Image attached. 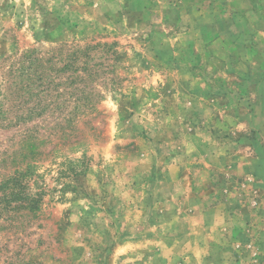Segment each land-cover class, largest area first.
Masks as SVG:
<instances>
[{
    "label": "rangeland",
    "instance_id": "rangeland-1",
    "mask_svg": "<svg viewBox=\"0 0 264 264\" xmlns=\"http://www.w3.org/2000/svg\"><path fill=\"white\" fill-rule=\"evenodd\" d=\"M233 2L0 0V264H193L161 192L246 184L212 114L264 141V76L245 64L264 67L262 21L239 20L245 37L207 22L238 19ZM252 78L254 100L235 98ZM257 234L216 264H264Z\"/></svg>",
    "mask_w": 264,
    "mask_h": 264
},
{
    "label": "crops",
    "instance_id": "crops-1",
    "mask_svg": "<svg viewBox=\"0 0 264 264\" xmlns=\"http://www.w3.org/2000/svg\"><path fill=\"white\" fill-rule=\"evenodd\" d=\"M233 1V0H231ZM234 5L240 4L241 12H238L240 16L237 20L233 17H224L223 14L208 15L207 22H210L214 18L215 22L211 25L218 27L221 35H233L236 36H248L247 30L243 31L239 28V20L249 21L253 28L252 22L262 23V29H264V0H234ZM228 0H226V4ZM211 17V19H210ZM251 20V21H250ZM258 27V26H257ZM249 30L250 32L254 31ZM215 29V28H213ZM259 29V28H258ZM257 29V30H258ZM260 30L263 31L264 30ZM243 31V32H242ZM249 64V69L254 73L264 76V67H261L259 62L245 61V64ZM193 77V76H191ZM189 78V77H188ZM190 79V78H189ZM192 80V78H191ZM255 84L253 78L251 81L240 83L242 88H237L235 98L242 100L245 97L246 100H254V95L257 93L253 91L251 86L248 91L245 90V86ZM204 90L209 87L208 82H204ZM201 86V83L198 87ZM200 89V88H199ZM219 90H222L219 89ZM244 90V91H243ZM217 96L211 93H203L199 97L191 96V99L196 101H215L216 98L226 97L230 99L233 96L229 91L223 90V92L217 91ZM220 96V97H218ZM199 113V112H198ZM221 113V112H220ZM213 126L219 133H227L230 137L222 139L225 144L229 143L234 149L233 152L224 151L223 163H229L230 166L236 169H241V176L238 180H245L246 184L240 185L237 183V188L234 192H223L219 195L215 192H200L192 182L188 186L190 191L188 192H171V195L161 192V197L166 201H173L169 206V209L164 211H170L172 213L175 232V245L177 249L182 253H188L187 260L184 263L192 262L193 264H216V262L222 263L230 262L234 259L232 248L237 245L243 244V235L245 233L254 234L257 232V236L251 237V243L256 242L260 244L264 240V141L261 140V135L258 131L254 134V130L242 131L240 124L228 126L221 120L223 114H212ZM218 115V116H217ZM254 114L252 111L249 113V121L254 120ZM206 126V125H205ZM204 126H199V129H203ZM211 126H207V131L213 133L210 129ZM242 127V126H241ZM258 127V126H257ZM204 130V129H203ZM206 130V129H205ZM249 132L252 136L249 135ZM238 133V136L235 134ZM224 135V134H223ZM226 135V134H225ZM193 141V139H191ZM198 143V144H197ZM209 146H211L209 144ZM199 142L194 141V148L198 149ZM225 148H229L228 145ZM251 148L250 155L244 154V150ZM230 150V151H231ZM237 181V182H239ZM187 186V185H186ZM247 187V188H246ZM206 193L211 195V198L206 197ZM250 214V215H249ZM180 215V216H178ZM185 216L187 220H184ZM211 218L210 222L202 221L200 217ZM261 221L262 227L259 226ZM257 240H260L259 243ZM241 242L240 244H238ZM264 243V241H262ZM140 264H142V258L140 257ZM143 264H147L146 260ZM160 264H170L167 260H163ZM187 264V263H186Z\"/></svg>",
    "mask_w": 264,
    "mask_h": 264
},
{
    "label": "trees",
    "instance_id": "trees-1",
    "mask_svg": "<svg viewBox=\"0 0 264 264\" xmlns=\"http://www.w3.org/2000/svg\"><path fill=\"white\" fill-rule=\"evenodd\" d=\"M3 123V122H2ZM2 125V124H1Z\"/></svg>",
    "mask_w": 264,
    "mask_h": 264
}]
</instances>
